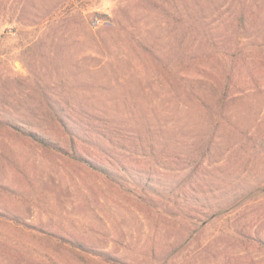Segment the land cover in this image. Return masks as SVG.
<instances>
[{"label": "rangeland", "instance_id": "1", "mask_svg": "<svg viewBox=\"0 0 264 264\" xmlns=\"http://www.w3.org/2000/svg\"><path fill=\"white\" fill-rule=\"evenodd\" d=\"M181 4L0 0V264H264V157L172 85Z\"/></svg>", "mask_w": 264, "mask_h": 264}, {"label": "trees", "instance_id": "2", "mask_svg": "<svg viewBox=\"0 0 264 264\" xmlns=\"http://www.w3.org/2000/svg\"><path fill=\"white\" fill-rule=\"evenodd\" d=\"M181 1L182 39L190 32L199 45L192 54L198 57L193 59L197 70L171 75L179 104L184 110L207 112L214 124L212 136L220 137L224 124L222 134L232 148L264 157V0ZM11 126L48 145L37 128ZM198 147L209 151L217 143ZM248 180L251 189H260L264 173Z\"/></svg>", "mask_w": 264, "mask_h": 264}]
</instances>
